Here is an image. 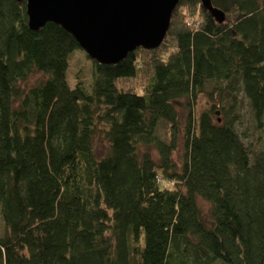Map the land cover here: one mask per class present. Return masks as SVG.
<instances>
[{
    "label": "trees",
    "instance_id": "16d2710c",
    "mask_svg": "<svg viewBox=\"0 0 264 264\" xmlns=\"http://www.w3.org/2000/svg\"><path fill=\"white\" fill-rule=\"evenodd\" d=\"M211 1L222 22L180 0L158 47L87 56L90 83L70 86L72 35L0 0V264H264V148L240 136L236 100L193 112L207 83L239 87L264 129V0Z\"/></svg>",
    "mask_w": 264,
    "mask_h": 264
},
{
    "label": "water",
    "instance_id": "95a60500",
    "mask_svg": "<svg viewBox=\"0 0 264 264\" xmlns=\"http://www.w3.org/2000/svg\"><path fill=\"white\" fill-rule=\"evenodd\" d=\"M25 2L27 26L38 30L52 22L72 35L98 64H115L137 47L159 46L180 0H15ZM217 22L224 12L211 0H199Z\"/></svg>",
    "mask_w": 264,
    "mask_h": 264
},
{
    "label": "rangeland",
    "instance_id": "374dc122",
    "mask_svg": "<svg viewBox=\"0 0 264 264\" xmlns=\"http://www.w3.org/2000/svg\"><path fill=\"white\" fill-rule=\"evenodd\" d=\"M44 74L42 72H34L32 73L25 82L22 84L24 86L31 85L34 82H36L38 79L42 78ZM92 78V66L90 63L89 58L87 57L86 53L81 50L77 49L75 50L69 57V65L66 70V79L68 81V84L70 86H73L76 83V80H82L85 85H88ZM146 76L139 73L137 77L130 78V79H121L119 81H116L119 85L129 88L131 86H137L142 85L145 81ZM139 87V86H138ZM211 84L207 83L206 85V91L201 93L196 103L193 105V112L195 116L197 117L200 111L205 108L208 104L211 102L217 103L222 102L225 104V107L228 105V103L232 102V100H236V113H237V119H236V126L238 129V132L240 136L243 138V140L250 146L251 149H258V148H264V129H259L256 127L255 120L252 116V113L250 111V106L248 103V100L243 95L242 91L238 88L234 92V96L231 94L228 96H223L226 94L227 91L222 90V94H217V92H212V96L209 94L211 91ZM223 96V97H222ZM178 108L179 109V119L181 125L185 122L186 117V109L182 105ZM160 135L162 137L166 136V133L164 131V128H161ZM181 146H182V139L179 138L178 140V147L177 150L173 152V159L178 160V157L181 152ZM98 148L102 149V143L101 141L98 142ZM152 155L156 156V153L153 149H151ZM198 203L201 207V210L203 212H206L209 207V203L205 200H202L201 198H198ZM3 222L0 216V235L3 234ZM221 264V263H216Z\"/></svg>",
    "mask_w": 264,
    "mask_h": 264
}]
</instances>
